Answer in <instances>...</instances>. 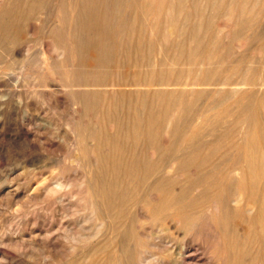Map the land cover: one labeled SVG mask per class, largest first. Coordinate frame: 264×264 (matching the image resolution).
I'll return each mask as SVG.
<instances>
[{
  "label": "bare ground",
  "instance_id": "bare-ground-1",
  "mask_svg": "<svg viewBox=\"0 0 264 264\" xmlns=\"http://www.w3.org/2000/svg\"><path fill=\"white\" fill-rule=\"evenodd\" d=\"M49 1L0 0V52L7 58L0 75L28 60V38L39 30L41 54L48 60L43 30ZM69 5L66 27L50 35L68 55L66 87L73 106L68 129L88 171L78 180V212L59 218L56 233L46 225V262L164 264L170 237H154L149 226L167 232L191 223L202 207H217L218 219L246 223L258 236L249 242V252L235 251L237 245L217 249L213 264H264V163L259 160L264 94L257 92L264 91V29L253 28L264 19V0H70ZM251 46L262 61L258 71L249 66L243 73L246 59L239 56ZM24 52L26 58L18 61ZM4 94L0 91L2 108L8 106ZM248 116L253 134L243 145L211 129V141H204L205 127ZM26 158L34 165L32 155ZM240 169L247 183L226 179L240 176ZM63 174L57 186H46L33 201L53 210L57 201L74 196L63 191ZM29 220L34 226L43 222ZM21 227L25 236L28 228ZM67 231L74 233L71 239ZM0 237V246L25 248L19 240ZM182 245L178 260L192 264L190 248ZM8 259L2 253L0 264Z\"/></svg>",
  "mask_w": 264,
  "mask_h": 264
},
{
  "label": "rangeland",
  "instance_id": "rangeland-1",
  "mask_svg": "<svg viewBox=\"0 0 264 264\" xmlns=\"http://www.w3.org/2000/svg\"><path fill=\"white\" fill-rule=\"evenodd\" d=\"M61 3L62 5H60ZM69 4L70 0H60L59 2L57 0H50L48 2L47 10L44 15L46 26L43 30L47 32L43 43L48 51V60H44L41 54V38L43 34L41 30H39L36 35L28 38L27 45L30 46L28 60L24 64H16L13 70H9L6 74L0 75V91L5 93V97L8 96V106H3L2 108V103L0 104V236L5 239L11 238L14 241L19 240L21 243H24L25 247L19 252L11 247L0 246V255L2 253L9 255V259L5 261L4 264H48L45 260L47 256L45 257L44 254L45 251L48 250L44 246V237H42L44 236V231L51 227L56 233L58 230L56 224L59 225L60 222L63 221L61 218H64L69 212L76 213L78 208H76L77 197L75 195L79 190L78 180L82 177L81 175H84V173L88 171V168H86L87 164L84 163V154L80 148L74 147V145L71 144L72 134L70 135L69 133L70 127L68 126L70 121H67V119H72L73 106L72 104L70 105V103H72L69 93L70 89L66 87V85H68L66 84L68 83L66 80H68L69 74L68 64L66 63V61L68 62V55L61 46H57L54 41L55 39L51 36L59 35V30L62 31L64 27H66L63 22H65L66 14L70 6ZM258 21V23L256 22L253 25L255 26L253 28L257 29L260 27L257 30L264 29V19ZM256 24L259 25L256 26ZM37 25L39 28L40 25ZM252 46L247 52H241L243 55H236L238 59L239 57L246 59V62L244 61L241 66V72L243 73L249 66L253 67L252 69L255 70V72L259 70L257 63L262 61V55L254 50ZM24 55L25 52L16 59L19 61L26 58ZM3 56H5V54L0 52V66L7 61L6 56ZM1 60L3 61L1 62ZM63 61H65V64ZM255 67L257 68L254 69ZM258 77H260V74ZM44 78L46 79V86L42 83V79ZM257 92L264 94V91L262 93L259 89ZM253 100L254 103L258 101L256 99ZM245 103H247V101H245ZM254 103L252 104L255 105ZM202 105H205L204 102L200 103L201 107ZM250 112L252 113L253 111ZM248 117H243L241 119H234L233 117L227 118L222 121L220 120L219 123L215 122L211 125L212 127L209 126L210 128L205 127V130L203 129L202 132L206 134L204 137L206 136L208 140L204 138V141L206 140V143L211 141L212 137L207 136L209 133L213 132L215 134L218 132L216 135H220L222 132H226L230 134L237 145H243V143L251 139L253 134V119L251 117L250 120V117L249 119ZM244 119L245 121H243ZM244 122L249 123L245 125ZM208 129L213 131H208ZM231 129L234 131H231ZM27 130L30 131L31 139L26 134L28 132ZM214 130L217 131L215 132ZM69 136L71 138H69ZM25 137H27V139ZM31 146L34 147L32 148ZM37 154L43 155L44 158L41 157L37 159ZM28 155H32L34 165H29L27 160H25ZM259 160L264 163L263 152L259 154ZM37 161H39V163ZM262 170H264V166ZM239 172L240 176L235 177L233 174H230L226 179L232 182L236 181L238 184L247 183L248 179L244 170L240 169ZM62 173H64L63 175L66 177V182H62V185L65 183L63 191H69L74 196H71L70 199H66L65 201H57L55 203V205H57H54L55 207L53 206V210L50 209V205L48 206L47 202L33 201L36 196L45 192L44 189L46 186H57L56 184H58L57 182H59L58 180ZM67 178L69 180H67ZM217 213V207L208 209H203L202 207L194 213L193 218L195 219L192 220L191 223L189 222V224L187 223L180 228H170L171 230L167 232L162 231L157 226H155V228L154 226H149L151 228V233L153 231L156 234L154 235L152 233L154 237L169 236L171 238L167 240L168 249L171 251L169 250L168 254H166L167 259L164 261L165 263H163L182 264L175 254L181 250L182 244L190 248L192 253H190V255H193L194 260L192 264H213L216 250L226 248L225 246L227 245H237L235 251L243 250L249 252L248 250L251 248L249 242L258 236L257 229H255V227L250 228V226L242 222L232 223V221H228L229 224H227V222L221 221L216 217L215 214ZM33 217L41 218L44 223L41 221V226H34L31 223L30 225L27 221L29 219L31 220ZM23 223L25 224L23 227L28 228L25 236L19 233V227H21ZM55 225L57 229H55ZM228 225H230L229 228L227 227ZM23 227H21V230L24 229ZM157 228L159 229L158 233H163H159L158 235V233H156ZM71 232L72 231H67L65 233L69 239H71L74 234ZM247 233L248 237H246ZM56 236H59V234H54L53 238H56ZM41 238H43V240ZM60 239L62 240V238ZM40 240L42 241L40 242ZM245 243H247V246ZM42 254H44L43 257ZM251 255L254 256L255 252L251 251Z\"/></svg>",
  "mask_w": 264,
  "mask_h": 264
}]
</instances>
